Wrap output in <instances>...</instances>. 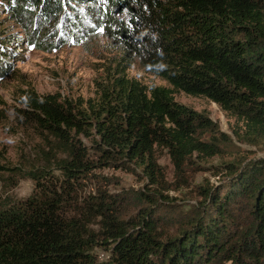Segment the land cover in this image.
Returning <instances> with one entry per match:
<instances>
[{
	"label": "trees",
	"instance_id": "trees-1",
	"mask_svg": "<svg viewBox=\"0 0 264 264\" xmlns=\"http://www.w3.org/2000/svg\"><path fill=\"white\" fill-rule=\"evenodd\" d=\"M56 1L11 7L19 13L34 2L56 18ZM107 8L104 27L124 66L137 63L170 85H147L123 67L95 97L23 90L16 115L42 142L27 165L0 164L12 184L34 181L23 198L0 193V264H264V155L224 161L227 181L207 189L209 201L176 236H165L154 211L164 194L151 191L164 181L158 149L182 174L193 155L220 154L231 141L207 113L177 100L176 89L241 120L239 140L264 137V0H109ZM131 164L150 181L135 193L145 203L137 215L124 206L131 190L115 194L100 171ZM240 199L245 222L231 208ZM97 246L108 258H98Z\"/></svg>",
	"mask_w": 264,
	"mask_h": 264
},
{
	"label": "rangeland",
	"instance_id": "rangeland-1",
	"mask_svg": "<svg viewBox=\"0 0 264 264\" xmlns=\"http://www.w3.org/2000/svg\"><path fill=\"white\" fill-rule=\"evenodd\" d=\"M55 4L59 6L56 18L45 17L41 13L42 4L26 2L25 8L17 13L11 7L15 5L14 0H0V44L3 46L0 47V164L27 165L36 160V149L42 142L41 133L22 123L16 115L24 89L32 88L38 93L59 92L64 98L95 97L98 84L110 82L112 75L125 67L120 44L104 27L111 12L107 8L109 0H57ZM124 69L126 75L147 85H170L137 63ZM174 96L207 113L220 129L231 134V141L224 145L220 154L193 155L182 174L175 171L165 149L157 150V162L164 181L151 191H162V198L166 200L155 204L158 209L154 207L165 236L178 235L189 217L201 210L202 202L209 201L207 189L227 181L224 161L234 158L246 161L264 155V137L256 142L239 140L233 134V128L240 126L243 129L242 121L215 101L178 89L174 90ZM100 171L112 180L109 188L115 194L123 193L122 189L131 190L129 197L123 194L126 198L124 206L137 215L145 203L135 193L150 188L143 168L131 164L127 168L105 166ZM9 174L10 170L0 171L2 196L17 199L32 191V178L21 177L12 184ZM86 188L88 190L90 186ZM226 189L227 186L222 188L223 191ZM244 202L240 199L231 206L235 218L242 222H245L247 210ZM95 253L99 259L109 256V251L102 246H97Z\"/></svg>",
	"mask_w": 264,
	"mask_h": 264
}]
</instances>
